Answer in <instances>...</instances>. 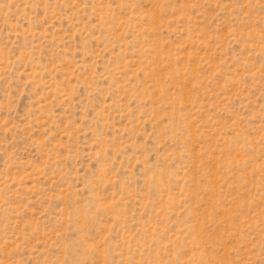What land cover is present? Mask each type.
<instances>
[{"label":"rangeland","instance_id":"374dc122","mask_svg":"<svg viewBox=\"0 0 264 264\" xmlns=\"http://www.w3.org/2000/svg\"><path fill=\"white\" fill-rule=\"evenodd\" d=\"M0 264H264V0H0Z\"/></svg>","mask_w":264,"mask_h":264}]
</instances>
